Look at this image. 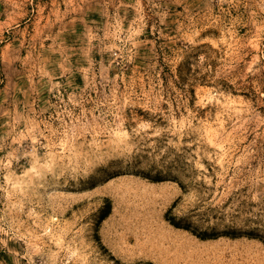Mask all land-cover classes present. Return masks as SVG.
Returning <instances> with one entry per match:
<instances>
[{
  "label": "rangeland",
  "instance_id": "rangeland-1",
  "mask_svg": "<svg viewBox=\"0 0 264 264\" xmlns=\"http://www.w3.org/2000/svg\"><path fill=\"white\" fill-rule=\"evenodd\" d=\"M0 264H264V0H0Z\"/></svg>",
  "mask_w": 264,
  "mask_h": 264
}]
</instances>
